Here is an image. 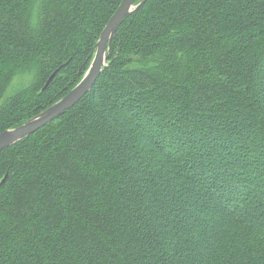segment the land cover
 <instances>
[{
    "label": "trees",
    "instance_id": "1",
    "mask_svg": "<svg viewBox=\"0 0 264 264\" xmlns=\"http://www.w3.org/2000/svg\"><path fill=\"white\" fill-rule=\"evenodd\" d=\"M121 1L0 0V132L82 78ZM5 175L0 264H264V0H146Z\"/></svg>",
    "mask_w": 264,
    "mask_h": 264
},
{
    "label": "water",
    "instance_id": "2",
    "mask_svg": "<svg viewBox=\"0 0 264 264\" xmlns=\"http://www.w3.org/2000/svg\"><path fill=\"white\" fill-rule=\"evenodd\" d=\"M136 1L122 0L120 2L99 34L94 54L87 70L82 78L66 94L38 114L27 119L24 123L0 132V151L12 146L57 119L91 91L103 68L107 65L109 47L119 26L126 16L139 8L146 0H141L138 3ZM55 73L53 72L50 75L43 89L48 86ZM5 178L6 175L1 180L0 185L4 182Z\"/></svg>",
    "mask_w": 264,
    "mask_h": 264
},
{
    "label": "rangeland",
    "instance_id": "3",
    "mask_svg": "<svg viewBox=\"0 0 264 264\" xmlns=\"http://www.w3.org/2000/svg\"><path fill=\"white\" fill-rule=\"evenodd\" d=\"M13 85L8 89L7 93H9L12 89Z\"/></svg>",
    "mask_w": 264,
    "mask_h": 264
}]
</instances>
